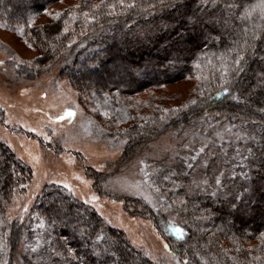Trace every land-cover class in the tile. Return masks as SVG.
Here are the masks:
<instances>
[{
	"label": "trees",
	"instance_id": "16d2710c",
	"mask_svg": "<svg viewBox=\"0 0 264 264\" xmlns=\"http://www.w3.org/2000/svg\"><path fill=\"white\" fill-rule=\"evenodd\" d=\"M59 1L0 0V20L24 30L37 67L65 59L75 39L87 43L86 55L59 76L124 125L114 136L124 143L120 164L160 132H190L203 119L236 122L244 132L236 149H214L207 168L147 160L150 182L164 188L179 224L132 200L122 199L124 209L148 217L184 264H264V0H84L30 25ZM18 71L30 79L38 73L25 65ZM188 79L190 97L169 106L167 84ZM84 172L100 194L107 176ZM31 177L0 141V264H154L122 230L55 184L44 186L25 219L7 222L6 208Z\"/></svg>",
	"mask_w": 264,
	"mask_h": 264
},
{
	"label": "rangeland",
	"instance_id": "374dc122",
	"mask_svg": "<svg viewBox=\"0 0 264 264\" xmlns=\"http://www.w3.org/2000/svg\"><path fill=\"white\" fill-rule=\"evenodd\" d=\"M81 1L84 0L59 1L30 25L49 22ZM85 47L86 42L75 39L67 47L65 59L52 66L37 67L33 63L38 53L24 36V30H11L0 20V141L29 166L32 176L25 191L13 197L3 216L9 223L22 221L44 186L55 184L92 207L111 227L122 230L130 244L150 262L184 264L155 232L151 220L125 210L122 199L158 211L168 225L179 224L180 217L164 204L166 200L161 193L164 188L150 182L147 160H180L187 169L198 163L207 168L214 149L219 147L227 154L230 145L236 149L237 143L245 139L242 126L209 118L200 121L190 132L162 131L120 164L124 143L114 136L124 125L113 120L109 112L95 109L86 99H80L68 80L59 76L60 69L70 65L77 54L81 53L80 59L86 55ZM23 65L37 71L36 76L30 79L19 75ZM193 87L190 79L167 84L166 93L174 97L168 105H182ZM137 99L145 100L146 95L134 100ZM85 168L91 170V177L98 173L107 176L100 194L84 175ZM204 183L207 184L203 180L201 184ZM24 249H20L22 254Z\"/></svg>",
	"mask_w": 264,
	"mask_h": 264
}]
</instances>
